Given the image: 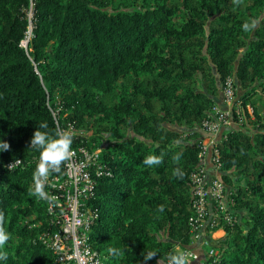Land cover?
I'll use <instances>...</instances> for the list:
<instances>
[{
  "label": "trees",
  "instance_id": "1",
  "mask_svg": "<svg viewBox=\"0 0 264 264\" xmlns=\"http://www.w3.org/2000/svg\"><path fill=\"white\" fill-rule=\"evenodd\" d=\"M245 21L255 28L244 32ZM227 78L244 91L242 125L252 129L225 128L218 142L222 180L243 215L207 225L226 235L207 241L204 264H264V104H251L264 96V0H0V137L11 145L0 153V227L11 234L0 264H56L37 236L53 230L33 191L41 122L53 135L71 124L72 148L96 144L113 174L89 203L91 243L106 264H167L190 247L198 129ZM152 154L161 163L145 165Z\"/></svg>",
  "mask_w": 264,
  "mask_h": 264
},
{
  "label": "built area",
  "instance_id": "2",
  "mask_svg": "<svg viewBox=\"0 0 264 264\" xmlns=\"http://www.w3.org/2000/svg\"><path fill=\"white\" fill-rule=\"evenodd\" d=\"M32 17L33 13L30 11L28 13L30 29L23 41L25 48L32 37ZM222 96L228 108L215 106L210 117L201 127L202 131L211 138L220 134L223 129L230 128L234 122V114L237 123L244 122L240 107L234 109L237 104V87L233 78H227L224 81ZM248 112L252 116L253 108L248 107ZM54 115L56 117V114ZM67 131L73 134L74 127L69 124ZM72 151L71 158L65 162L62 177L50 176L46 185V191L54 199L42 200L46 204L47 222L53 230L45 232L40 240L52 250L56 264H106L91 243L90 231L98 219V213L91 209L89 203L95 196L98 181L102 178H111L113 174L100 162L101 150L91 151L80 147L72 148ZM209 154L215 170L222 172L218 142L212 141L211 144L202 142L201 167L191 178L193 209L196 216L193 221V240L195 241L202 238L204 224L215 228L220 220L228 223L237 222V215L234 212L228 213V207L233 206V200L226 184L220 177L211 178L203 167V162ZM21 164V161L11 162L7 167L13 170ZM206 245H208L207 242ZM193 251L181 252L185 254L187 260L197 259L198 256ZM210 255L214 256L215 250H211Z\"/></svg>",
  "mask_w": 264,
  "mask_h": 264
},
{
  "label": "clouds",
  "instance_id": "3",
  "mask_svg": "<svg viewBox=\"0 0 264 264\" xmlns=\"http://www.w3.org/2000/svg\"><path fill=\"white\" fill-rule=\"evenodd\" d=\"M236 3L239 0H235ZM255 21H245L242 25L244 32H248L255 28ZM42 129H48L46 122H41L39 127L35 130L31 138V147H34L39 151L38 162L35 165L33 171L34 181V194L40 199L53 200L54 197L50 196L46 191V185L49 182V177L52 173H58L61 171V166L68 161L72 154V134L65 130L63 132H56L55 135ZM11 147L9 141L0 137V153L9 150ZM179 159V155L175 157ZM162 157L152 154L144 158L143 163L148 166L158 165L161 163ZM11 167V165L9 166ZM54 187L55 185H51ZM163 206H161V211ZM4 216L0 212V223L3 222ZM11 234L7 232L3 227H0V260L7 257V252L4 251L5 245L10 240ZM110 252L116 253L117 249H109ZM156 254L149 252L145 257V261L151 260ZM167 264H188L186 256L182 252L171 251L168 256Z\"/></svg>",
  "mask_w": 264,
  "mask_h": 264
},
{
  "label": "crops",
  "instance_id": "4",
  "mask_svg": "<svg viewBox=\"0 0 264 264\" xmlns=\"http://www.w3.org/2000/svg\"><path fill=\"white\" fill-rule=\"evenodd\" d=\"M236 86L238 87V90H240L242 95H243L244 91L242 90V88H241V86H240V84L238 82H236ZM221 98H222V96H221ZM222 100H223V98H222ZM251 104H253L254 106L260 107L262 104H264V96L261 95V94H257L255 96H253L252 99H251ZM251 104H249L248 107H250ZM221 107L227 108L228 106L224 102V104ZM260 110L262 111L261 107H260ZM249 116H250L249 117L250 118V122H256V118H255L254 114L252 116L249 114ZM231 129H243L244 131H248L249 127H247V126L245 127L242 124H239L237 122H233V124L230 126V128H228L226 130L224 129V130L227 131V130H231ZM224 130H222L220 134H218L216 136H213V138H211L206 133H204L202 131V129H198V132L200 133L201 138H202V140H203V142L205 144H211L212 141L220 142L223 139V137H224L223 134L225 132ZM249 131L251 132L252 129H249ZM203 167H204L205 171L208 173V175L211 178L212 177H220V178H222L223 172H218V171L215 170V168H214V166L212 164V160H211V155L210 154L205 158V160L203 162ZM228 191H229V189H228ZM229 193H231V192H229ZM242 215H243V213L240 212L239 217L241 218ZM204 225L205 226H203V228H202L203 238H205L208 241L210 240L209 241L210 244H212L214 246V243H216V242L218 243V242H220L221 240L224 239V237L226 235L224 230L216 229V230L211 231L208 228L207 224H204ZM202 241H203L202 239L197 240V241L193 240L192 244L190 245L191 248H194L196 250L195 252L197 253V255L199 257V259L197 260L199 262H194L192 264H204V261L206 260L207 248L202 244ZM178 250H180V248H178Z\"/></svg>",
  "mask_w": 264,
  "mask_h": 264
},
{
  "label": "rangeland",
  "instance_id": "5",
  "mask_svg": "<svg viewBox=\"0 0 264 264\" xmlns=\"http://www.w3.org/2000/svg\"><path fill=\"white\" fill-rule=\"evenodd\" d=\"M237 87V86H236ZM221 96H222V88H220V92H219V95H218V97L215 99L216 100V106H222L223 104H224V100H222V98H223V96H222V98H221ZM218 99V100H217ZM242 93H241V91L240 90H238V87H237V96H236V102H237V104H236V106L234 107V109H238L239 107L241 108V110H243V112L246 114V111H245V109H244V106H243V103H242ZM248 106H249V104H248ZM228 108V107H227ZM246 116H247V114H246ZM234 122H236V115H235V117H234ZM183 132V131H182ZM185 136H186V134H185ZM96 146V144H92V148L93 149H91V151H93V150H100V149H98L99 147H95ZM90 150V149H89ZM234 212V210H233V208H232V206H229L228 207V213L229 214H232ZM235 213V212H234ZM236 214V213H235ZM237 215V220H239L240 219V217L238 216V214H236ZM40 221L38 220V219H36V217L34 216V217H32V221H31V225H32V227H34V228H36V227H40V223H39ZM45 233V232H44ZM44 233L42 232L41 234H39V235H37L38 236V239H39V241H41L40 239L44 236ZM208 240H206V239H204L203 238V241H202V244L204 245V246H206V242H207ZM210 241V240H209ZM186 250H194L193 252H195L196 250L194 249V248H191V247H188ZM196 253V252H195ZM197 254V253H196ZM198 256V255H197ZM207 256V255H206ZM199 259V257L197 258V259H191V260H187L188 261V264H192V263H194V262H199V261H197ZM106 262V261H105ZM107 262H109L108 264H111V261H107Z\"/></svg>",
  "mask_w": 264,
  "mask_h": 264
}]
</instances>
